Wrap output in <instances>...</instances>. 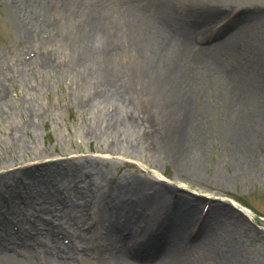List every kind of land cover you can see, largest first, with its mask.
<instances>
[{
  "label": "bare ground",
  "instance_id": "bare-ground-1",
  "mask_svg": "<svg viewBox=\"0 0 264 264\" xmlns=\"http://www.w3.org/2000/svg\"><path fill=\"white\" fill-rule=\"evenodd\" d=\"M0 8V20L11 32L5 40L19 37L35 49L19 64L0 50V110L7 114L15 105L9 86H30L38 73L65 68L66 76L84 87L78 102L97 111L90 136L114 139L121 150L127 142L134 148L133 142H150L152 150L195 174L201 167L194 162L197 147L210 136L227 139L244 164L253 160L258 135L264 141V51L242 50L248 62L239 61L237 69L231 63L241 54L235 41H246V34L263 24L264 0H0ZM221 20L220 29L227 32L240 27L200 48L216 38ZM191 46L202 50L200 57L188 55ZM220 47L231 61H222ZM32 113L35 124L38 110ZM13 128L6 138L22 142L27 126ZM27 150L22 143L16 154L22 158ZM81 156L11 164L0 157V264H83L89 254L97 256L93 263L86 260L90 264H260L239 259L235 250L217 255L216 240L201 225L195 237L188 236L191 212L206 200L173 201L164 174L155 172L158 186L129 183L123 176L112 183L104 165L68 167ZM221 211L227 209L212 204V213ZM243 212L253 215L247 208ZM43 214L61 221L62 230L50 228L52 220ZM25 215L38 221L27 227ZM95 225L96 237L106 231L97 237L104 243L98 249L97 238L87 243L84 236ZM142 228L141 235L133 232ZM75 234L85 244L81 250ZM195 250H203L205 258L191 257Z\"/></svg>",
  "mask_w": 264,
  "mask_h": 264
},
{
  "label": "rangeland",
  "instance_id": "rangeland-1",
  "mask_svg": "<svg viewBox=\"0 0 264 264\" xmlns=\"http://www.w3.org/2000/svg\"><path fill=\"white\" fill-rule=\"evenodd\" d=\"M0 13L2 12L0 11ZM223 23V20L216 23L218 24L215 27L216 38L204 42L205 44H199L200 48L206 45L212 46L214 43L224 40L240 27H235L231 32H227L223 28L220 29ZM10 33L9 27L7 28L0 20V50L10 63L13 60L19 64L20 61H24V55L27 52L33 53L35 49L29 41L19 37L12 41L5 40ZM241 35L242 33H239L238 38ZM237 44V47L240 48L238 52L241 50V54L236 62L231 61L232 58L225 57L229 54L224 53L225 49L220 47L222 54L224 53L222 61L230 60L236 66L235 69L239 68V61L248 62V52H244L245 50L264 51V22L246 34V41L243 37L237 39L235 45ZM197 48L199 47L192 48L191 46L188 49V55L192 54V58L200 57L202 50L198 52ZM190 51L193 52L190 53ZM205 53L209 54L210 50ZM65 73H67L65 68L53 72L45 70L37 74V82L33 85L26 86L18 82L6 89L10 95V101L15 105L10 114L0 110V157L3 156L5 162L11 164L13 160L19 162L26 159L25 163L27 160L31 163L50 158L63 160L78 152L82 158L70 162L69 168L76 171L78 168L83 169L81 163L84 166L89 164L97 167L104 165L108 169L107 180L112 183L115 179L123 176L124 180L127 179L129 183L133 180L147 181L151 185L158 186L161 184L155 181L158 179L155 172H160L165 175L164 179L169 184L167 187L171 190L170 193L174 192L173 201H177L181 196L185 199L192 196L206 200L192 210L189 217L188 236L191 234V237H195L201 229L206 230V233L217 242V248H214L217 255L221 254L220 256L224 257L226 253H233L235 250L239 254L238 258L243 261L250 260L264 264V141H260L261 135H258L260 143L255 147L254 155L250 156L253 160L245 164L241 163L238 155H235V148L230 145L227 139L215 136L216 134L208 137L202 145L197 147L200 154L194 158L195 165L201 166L198 168L200 173L190 174L187 168L180 167L168 155L152 150L153 144L150 142L144 143V145L141 142H133L135 145L138 144V147L135 148L129 144L130 142H127L124 144L126 150H121L114 145L116 143L114 139L92 138L90 134L94 131L92 128L94 124L90 119L97 111L89 109L85 103L78 102L77 97L81 91H84V87L77 86L75 78H70ZM261 77L264 79V70H262ZM215 93L217 94V92ZM196 100L197 102L201 101L200 96ZM31 103H35L37 108L31 109ZM209 103L210 99L208 98L205 105H209ZM37 110L39 120L33 124L35 116L32 112ZM24 124L28 130L21 134L22 142L18 140L14 143L6 138V135L10 137L15 125L23 126ZM129 139H133V136L131 135ZM22 143L28 150L21 158V155L16 153ZM131 149H134L135 152L133 150L132 152ZM46 154H49L50 157H45ZM86 173H88L87 170H82L84 176ZM216 174L217 177H215ZM56 187L60 191L65 190L62 183H57ZM207 195L218 198L212 200ZM169 198L171 197L169 196ZM77 201L83 202V200ZM214 203L221 204L227 209V212L212 213L211 207ZM244 208L252 211L253 215L246 216L242 212ZM31 211L36 210L31 209ZM92 212L95 213V209ZM25 216L27 227L33 223V219L38 221L37 217ZM43 216L50 219L48 214H43ZM228 219H230V223ZM0 220L2 219L0 218ZM47 220L44 218V221ZM50 220L53 221L47 224L50 228L62 230L58 225L61 221ZM199 225L202 226L201 229ZM96 227L95 225L90 232L84 233L87 243L90 238L93 240L106 234V231H101L96 234V237ZM144 228L133 232L141 235ZM77 235L75 234L74 241L78 249L81 250L85 244ZM98 238L93 241L96 249L104 244ZM192 241V238L189 239L190 244L195 243ZM203 253V250H195L191 257L205 258L206 255ZM84 256L83 253L82 257ZM84 258L83 264H90L86 260L92 263L97 261V256L92 254Z\"/></svg>",
  "mask_w": 264,
  "mask_h": 264
}]
</instances>
